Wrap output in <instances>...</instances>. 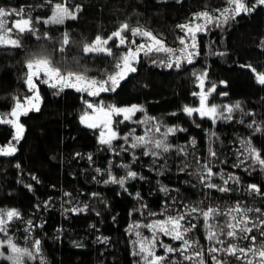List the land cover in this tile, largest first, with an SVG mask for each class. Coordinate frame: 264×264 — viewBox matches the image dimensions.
I'll return each instance as SVG.
<instances>
[{"label":"trees","instance_id":"obj_1","mask_svg":"<svg viewBox=\"0 0 264 264\" xmlns=\"http://www.w3.org/2000/svg\"><path fill=\"white\" fill-rule=\"evenodd\" d=\"M244 2L253 11L229 17L226 23L208 24L206 31L197 33V47L193 49L191 37L178 25L189 23L194 14L203 11L219 16L218 10L229 7L227 0H67L70 10L79 6L80 11L76 19H66L63 24L43 21L52 15L53 6L64 0H0L2 8H23L36 29L35 35L19 37L21 47L0 45V114L12 111L15 98L23 101L32 93L25 83L26 61L41 51L62 70L103 80L116 71L115 64L128 45L118 46V39L109 41L111 56L85 53L84 45L97 36L107 39L122 24L146 29L174 50L148 55L142 52L133 65L136 71L120 81L114 92L98 96L74 88L60 91L37 81L42 98L39 111L20 117L22 137L17 141L14 126L0 123V144L16 146L14 154H0V211L16 209L20 213L9 222L7 232L33 253L34 258L27 259L26 264H145L134 255V225L181 214L185 215L181 222L185 228L195 225L185 234L191 247L169 253L166 264H216L213 256L224 264H247L248 259L257 264L259 257L253 258L251 253L237 260L223 251H209L233 243L243 248L252 246L250 240L219 234V228L230 219L227 213L237 204L246 211L249 227L264 220V166L248 151L253 147L264 158V84L256 79V73H264V5L258 0ZM17 18L7 17L8 26ZM65 33L68 45H62ZM12 35L16 38L15 33ZM123 35L129 41L142 40L130 31ZM181 38L188 51L196 53L192 63L181 51L186 46L180 43ZM178 56L181 62L176 67ZM170 62L173 66L167 67ZM205 72L207 83L217 85L220 97L232 105L240 102L231 119L195 122L183 111L185 106L197 105L199 96L193 93H199L197 77ZM98 101L106 106L142 107L134 121H121L116 116L121 136L136 127L140 133L139 120L144 117L154 118L164 130H183L170 133L166 144L171 147L167 152L162 148L155 156L151 152L157 151L149 144L135 149L125 144L132 140L120 138L114 147L102 144L99 130L80 120L89 110L85 102ZM204 165L213 175L201 182V177L207 176ZM129 171L137 176L127 178L123 186L105 183L113 176L126 178ZM209 183L218 187L209 188ZM250 185H257L259 192L252 191ZM73 208L86 210L73 212ZM192 208L197 211L191 212ZM209 208L218 213L205 221L202 213ZM232 214L238 218L243 215ZM206 223L219 226L213 230L223 244L208 239ZM262 229L264 225L249 234L256 236V246L264 241ZM37 240L39 252L35 251ZM177 246L183 248V242ZM196 251L202 252V257L184 259ZM0 264L11 263L1 258Z\"/></svg>","mask_w":264,"mask_h":264},{"label":"snow or ice","instance_id":"obj_2","mask_svg":"<svg viewBox=\"0 0 264 264\" xmlns=\"http://www.w3.org/2000/svg\"><path fill=\"white\" fill-rule=\"evenodd\" d=\"M229 7L224 8L223 10H218L220 12L219 16H213L211 13L207 11L199 12L194 14V18L187 24L178 25V27L185 31L188 36L191 37V45L190 47L195 49L196 45V35L199 32H204L207 30V25L213 22L217 24L223 20V22H227L229 17L234 19L237 15H240L242 12L248 13L253 11L252 8L248 7L244 0H227ZM51 3V0H49ZM260 5H264V0H258ZM80 11L79 6L76 7L75 11L70 10L67 7V0H64V3H57L53 6L52 15L44 20V23L48 24H63L66 19H76V12ZM18 17L14 21H12V26H8L7 17L9 16ZM196 20H202V23H196ZM36 22H40V18H37ZM125 31H130L133 37L140 36L145 37L147 40L145 43L136 44L135 39L131 41L128 40L126 36L123 35ZM13 33L16 34V38H13ZM25 33H31L35 35L36 29L33 26V21L31 16H25V10L23 8L17 10L15 8L5 9L0 7V45L2 46H12V47H21V42L19 37ZM39 39V37H37ZM113 39H118V46L128 45L127 51L124 52L119 60L115 64L116 71L112 74L106 76L103 80H97L94 78H90L85 75L83 72H76L71 70H62L60 67L56 66L49 55L41 51L40 53L34 54L30 59L26 61V78L25 83L30 92L33 94L28 97H24V101L22 102L20 98H15L16 103L13 107L12 111L8 114H0V123L13 125L15 128V136L14 139L17 141L22 137L24 132L23 124L19 123L20 117L22 115H27L29 111H39V106L41 103V97L39 95V84L37 81L43 84H47L49 87L58 88L62 91L65 88H74L79 92H86L90 96H98L102 92H114L117 87H119L120 81L124 80L129 73H133L136 71V68L133 66L135 62L138 61L140 54L143 52L145 55H148L155 52H169L172 53L174 50L171 48H167L164 45L163 39L158 38L152 32L136 27L130 28L128 24H122L120 28L113 32L107 39H104L100 36H97L95 40L91 44H85L83 51L85 53H105L109 56L113 55L112 49L107 47L109 41ZM181 44H185L186 42L184 38L180 39ZM69 44L68 34H64V38L62 41V45ZM63 51V47L60 49ZM182 53L185 54V59L188 63H192V57L196 55V53L192 51H188V46L186 45L183 48ZM181 62V58L178 56L175 61V66L179 67ZM173 64L170 62L167 64V67H172ZM248 67L256 73V69L252 68L251 65ZM207 73H201L197 79L199 80V86L201 88V92L193 93V95H198L200 98V106L197 108L185 106L183 111L192 116L194 113H198L201 117H209L214 122L217 116L224 119H231V113L234 109H240V102H236L235 105L224 106V110L220 111L219 106L212 104L208 105L207 99L211 92L215 91V85H213L208 92H204V83ZM256 79L258 83L264 84V73H256ZM225 83V82H221ZM226 95V93H224ZM86 108L91 110L89 112L86 110L83 115H81L80 120L87 127L92 129L100 128L102 129L100 132V143L111 145L114 139H118V133L113 128V117L114 116H123L124 120H130L132 115L137 111H143L141 106L131 105L129 107H117L116 105H107L105 106L103 102L98 105H93L91 103L85 102ZM225 111L228 115H225ZM175 115V113H173ZM7 116L12 117V119L6 118ZM154 119V118H149ZM140 123H144L141 121ZM251 126V125H250ZM155 130L159 131V125H155ZM183 129L172 128L169 127L167 131L164 133L165 138L168 134L174 133L176 131H182ZM258 131L260 129H257ZM148 131L146 130L144 136H135L134 142L131 143L130 147L135 149L137 147L146 146L149 143H152L156 149L163 148L165 152L169 150L170 145L166 144L164 140H155L150 141L146 139ZM129 135H132L130 133ZM125 141L128 140V137H123ZM196 141L193 139L192 144L194 145ZM16 151L14 146H9L8 148H0V153L5 155H11ZM151 151V150H150ZM183 151V149H181ZM249 154L254 156L255 161H258L260 165L264 166V158L261 157L259 151L253 147H249ZM209 152L212 156H215V152H212L209 149ZM148 154L147 152L145 153ZM152 155H159L158 152H151ZM91 159V156H89ZM243 163V161H241ZM207 176L201 177V182H204L205 179L211 177L213 175L212 169L207 165H204ZM99 171V169H97ZM137 173L133 171H129L127 173L126 178H121L119 180L116 177H110V180L105 181V183H118L121 186L124 185L125 180L127 178H136ZM229 179H233L238 181V177H229ZM227 181H225V184ZM209 188H217L218 186L215 184H207ZM252 191L259 192V188L257 185L249 186ZM220 191H227V188H219ZM162 191L167 192V188H162ZM139 195V194H137ZM85 209H76L73 208V212L84 211ZM191 212H196V208H192ZM247 211H252L248 209ZM259 212V209H256ZM243 213L239 218L232 213ZM218 213L217 209L209 208L206 212H203L202 215L207 221L209 218H213ZM227 215L230 217L229 221L226 222L223 228H219L220 235H226L227 237L233 239H241V240H250L252 241V246L243 248L239 247L238 244H230L226 248H210L209 251L212 253L223 251L227 255H231L236 257L237 260L246 259L248 254L251 253L253 258L259 257L257 264H264V241L261 242L259 246H256V236L249 235L252 233L253 228L260 229L261 225H264V220H260L258 224H252L249 227V218L244 209H242L239 204H237L233 209H231ZM20 213L16 209L7 210L6 212L0 211V233L6 232L9 222H11L14 218H19ZM185 220V215L181 214L179 216H168L165 220L156 221L153 224L146 225V227L153 230V237L149 240L147 238L141 240L139 242V253H134V255L143 253V259L146 264H165L166 256L156 255L154 251L155 244L157 242V237L155 235L156 232L163 233L164 235L171 236L173 239L182 241L183 248L175 249L170 246L164 245L165 253H172L177 251H185L191 247V243L189 240L185 239V234L192 230L191 227L185 228L182 225V221ZM208 228V239L216 240L218 243L223 244L224 241L219 240V236L217 231L213 230L215 226L212 224L206 223L205 225ZM138 227V225H137ZM224 228H227L228 231L225 232ZM139 236V233H137ZM260 235L264 237V229L260 231ZM7 244L8 248L11 249V254L5 256L3 251H0V258L11 261L12 264H24V257L28 256L30 258H34L33 253L27 248H21L16 243H14L11 239L7 241L0 240V249H2ZM40 242L35 241V251L39 252ZM202 252L196 251L193 255L184 256L185 260H192L194 257H202ZM216 260V264H224L223 261L217 259L216 256L212 257ZM202 264V261L200 262ZM247 264H253V259H248Z\"/></svg>","mask_w":264,"mask_h":264},{"label":"rangeland","instance_id":"obj_3","mask_svg":"<svg viewBox=\"0 0 264 264\" xmlns=\"http://www.w3.org/2000/svg\"><path fill=\"white\" fill-rule=\"evenodd\" d=\"M196 23H202V22H196ZM142 38V40L141 41H136V39H135V41H136V44L137 45H139V44H142V43H145V41L147 40V38H145V37H141ZM107 47H108V45H107ZM215 85V84H214ZM213 85H210V84H208L207 83V80L205 79V83H204V89H203V91L204 92H208V90L212 87ZM199 92H201V88H200V91ZM33 93H31L29 96H31ZM28 97V96H27ZM24 101V100H23ZM22 101V102H23ZM101 102H103V101H98L97 103H95V102H91V103H95V104H100ZM207 103H208V105H212V104H215V105H217V106H219V110L220 111H223L224 110V106H229V105H232L230 102H226L222 97H220V94L218 93V91H217V85H215V91L214 92H211V94L208 96V99H207ZM103 104L105 105V103L103 102ZM106 106V105H105ZM139 106V105H138ZM200 106V98L198 97V103H197V105H195V106H192V105H188V107H193V108H197V107H199ZM129 107V106H128ZM89 111V110H88ZM89 112H91V111H89ZM139 111H137V112H135L133 115H132V118L129 120V121H134V118H135V116H136V114L138 113ZM84 114V113H83ZM232 114V113H231ZM225 115H228V113L225 111ZM189 116V115H188ZM192 120H194L195 122H197L199 119L201 120V119H210V120H212L211 118H209V117H201L198 113H194L192 116H189ZM118 118H120V120L121 121H126V120H124L123 119V116L122 115H120V116H118ZM10 119H12V117L10 118ZM224 120H227V119H224V118H221V117H219V116H217V118L215 119V122H219V121H224ZM141 121H143L144 123H140ZM213 121V120H212ZM137 122V121H136ZM139 123H140V125H141V128H142V131L140 132V133H138V132H136L137 131V127L136 128H134L133 130L134 131H132V132H130V133H132V135H129L130 133H127V134H125V135H123V136H121V134L119 133V130L117 129V123H116V116H114L113 117V128H114V130L118 133V136H119V138L118 139H114L113 141H112V143H111V145L110 146H112V147H114L116 144V141H118V140H120V138H123V137H125V136H127L128 137V140H132V141H134V137L135 136H144L145 135V133H146V130H149V129H151V131H148V133H147V136H146V139H148V140H150V141H155V140H164L165 141V143H166V139H167V137L165 138V136H164V133L167 131V129H162L161 128V126H159V131L157 132L156 130H155V125H157L158 123L155 121V120H153V119H149L148 117H144L143 119H141V120H139ZM85 125V124H84ZM98 130H99V139H100V132H101V130L102 129H100V128H97ZM16 131V130H15ZM169 135V134H168ZM167 135V136H168ZM124 140V139H123ZM14 144V143H13ZM11 145V144H8V145H5V146H3V145H1L0 144V148H8L9 146H14V145ZM125 144H127V145H129V147H130V145H131V143L130 142H126ZM127 145H124V147H126ZM109 146V145H108ZM15 147V149H16V146H14ZM149 147L150 148H152L151 150H155V151H160L161 152V149L162 148H160V149H156L155 147H154V145L152 144V143H149ZM131 148V147H130ZM16 152V151H15ZM14 152V153H15ZM14 153H12V154H14ZM0 154H3V153H0ZM7 210H11V209H5V210H3V212H6ZM156 221H159V220H154V221H150V223H147V224H144V223H136L135 225H134V252L135 253H139V242L141 241V240H143V239H145V238H147V239H151L152 237H153V235H154V233H153V230L152 229H150V228H148V227H146V225H149V224H153V223H155ZM137 225H138V227H137ZM137 233H139V236L137 235ZM155 235H156V237H157V242H156V244H155V247H154V251H155V253H156V255H163V256H166V260L168 259V255H169V253H165V248L163 247L164 245H167V246H170V247H172V248H175V249H181L180 247H178L177 246V244L179 243V242H182V241H178V240H175V239H173L171 236H167V235H164L163 233H159V232H156L155 233ZM8 239H11L14 243H16L14 240H13V237L6 231V232H2L1 233V236H0V240H4V241H7ZM17 244V243H16ZM18 245V244H17ZM19 247H21V248H24V247H22V246H20V245H18ZM0 251H3V253L5 254V256H7V255H9V254H11V249L10 248H8V246H7V244L5 243V245H4V247L2 248V249H0ZM172 253H174V252H172ZM145 254H143V253H140V254H137L136 256H138V258H139V260L141 261V262H144L145 264H146V262H145V260L143 259V256H144ZM183 256V255H182ZM30 257H28V256H25L24 257V264H26V260L27 259H29ZM1 259V258H0ZM165 260V261H166ZM10 263L12 264V262L10 261ZM196 263H200V262H196ZM166 264V263H165Z\"/></svg>","mask_w":264,"mask_h":264}]
</instances>
